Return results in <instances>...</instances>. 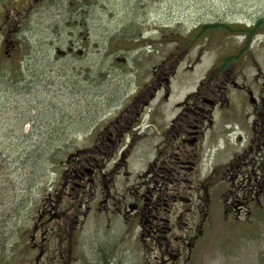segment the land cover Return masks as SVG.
Segmentation results:
<instances>
[{
	"label": "flooded vegetation",
	"instance_id": "1",
	"mask_svg": "<svg viewBox=\"0 0 264 264\" xmlns=\"http://www.w3.org/2000/svg\"><path fill=\"white\" fill-rule=\"evenodd\" d=\"M249 23L248 37L264 15ZM1 43L10 58L14 42ZM242 58L169 107L178 61L154 65L145 87L66 149L22 231L34 264H120L135 252L139 264H194L214 218L245 231L264 220V59Z\"/></svg>",
	"mask_w": 264,
	"mask_h": 264
},
{
	"label": "rangeland",
	"instance_id": "2",
	"mask_svg": "<svg viewBox=\"0 0 264 264\" xmlns=\"http://www.w3.org/2000/svg\"><path fill=\"white\" fill-rule=\"evenodd\" d=\"M26 1L0 0V43L16 48L9 58L0 44V264H34L22 231L64 150L145 87L154 65L178 61L169 107L211 72L239 70L242 55L264 59V25L250 37L240 28L264 0ZM72 46L77 55H62ZM199 246L194 264H264V220L245 231L214 218ZM134 255L120 264H139Z\"/></svg>",
	"mask_w": 264,
	"mask_h": 264
},
{
	"label": "trees",
	"instance_id": "3",
	"mask_svg": "<svg viewBox=\"0 0 264 264\" xmlns=\"http://www.w3.org/2000/svg\"><path fill=\"white\" fill-rule=\"evenodd\" d=\"M57 53H58V52H57ZM73 53H75V52H73ZM75 54L77 55V53H75ZM70 55H71V54H70ZM87 68H88V67H87ZM88 133H89V131L87 132V134H86V135H88ZM84 139H85V138H84ZM83 143H84V142H83ZM72 147H73V146H71V147H68V148H66V149H68V150H69V149H71ZM66 149H65V150H66ZM65 150H64V151H65ZM65 152H66V151H65Z\"/></svg>",
	"mask_w": 264,
	"mask_h": 264
}]
</instances>
